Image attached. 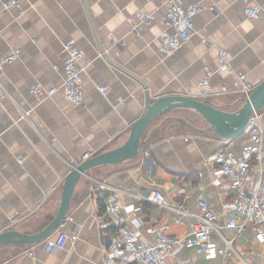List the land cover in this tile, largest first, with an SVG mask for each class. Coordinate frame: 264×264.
Instances as JSON below:
<instances>
[{
	"label": "crops",
	"instance_id": "0c3cea01",
	"mask_svg": "<svg viewBox=\"0 0 264 264\" xmlns=\"http://www.w3.org/2000/svg\"><path fill=\"white\" fill-rule=\"evenodd\" d=\"M18 1L20 8L0 9V232L44 228L57 212L71 165L85 152L93 155L121 145L131 124L146 111L147 96L152 102L179 94L209 100L223 110L238 108L241 103L234 102L242 95L234 75L218 69V47L227 49L233 69L255 87L264 81V17L244 13L247 2L264 0H178L205 8L193 17L195 33L171 55L159 48L168 0ZM137 12L153 14L139 35L133 32ZM67 41L82 53L80 103L68 100L61 89L62 45ZM14 49L18 55L1 62ZM207 68L213 71L211 94L201 98L196 93ZM36 84L58 89L40 97L30 92ZM104 84L110 87L106 94L100 90ZM246 137L243 131L222 139L191 109L174 108L157 116L146 127L134 159L92 167L78 180L58 229L69 234L63 248L46 253L42 241L0 244V264H106L105 249L115 228L101 233L103 199L115 193L127 225L146 240L152 239V225L184 235L190 222L186 214L175 221V211L135 196L154 189L169 205L191 211L203 197L222 223L232 215L220 186L225 178L208 157L223 147L239 150ZM100 182L108 188H97ZM212 238L214 248L223 246L218 235ZM234 245L247 261L264 264L259 255L264 250L248 230ZM247 249L254 252L246 254ZM183 257L184 264H245L216 251H185ZM166 260L179 264L173 256Z\"/></svg>",
	"mask_w": 264,
	"mask_h": 264
},
{
	"label": "built area",
	"instance_id": "2783aa9c",
	"mask_svg": "<svg viewBox=\"0 0 264 264\" xmlns=\"http://www.w3.org/2000/svg\"><path fill=\"white\" fill-rule=\"evenodd\" d=\"M11 7L20 8V2L0 0V9L6 10ZM204 8V5L184 6L178 0H168L167 9L161 20L164 28L160 32L159 48L163 55L173 54L195 33L193 17ZM244 13L248 17L260 19L264 17V4L247 2L244 6ZM132 18L134 20L133 32L139 35L141 29L152 22L153 14L137 12ZM62 46L66 56L63 61L64 74L61 89L68 100L80 103L83 98V67L78 63L82 53L72 41L64 42ZM18 53V49L10 51L2 57L1 62L13 60ZM217 62L218 69L234 75L238 91L243 98H248L255 86L245 79L243 73H237L233 69L228 51L224 47H218ZM212 74L211 69H205L204 76L198 83L196 96L206 98L211 94L208 84ZM57 89L56 86L44 87L36 84L31 87L30 92L40 97H47ZM109 89L107 84L100 87L103 94H106ZM244 132L247 137L242 141L239 150L223 147L208 157L209 161L218 165V173L225 178L220 186L224 195L229 198L225 206L232 213L231 216L224 219L222 223H218L215 211L203 197L197 200V210L191 211L180 206L169 205L159 189L145 194H136L135 196L140 201L175 211L177 213L173 217L175 221H182V214L190 217L189 228L184 235L170 234L165 231V226L152 225L149 228L152 239L146 240L142 238L137 228L127 225L122 207L116 199L118 193L103 197L105 217L100 224L101 233L104 234L106 230L115 228V233L110 237L105 249L106 264H169L166 260L168 256H173L179 264H184L187 260L183 257L185 251L205 255L216 251L220 255L240 259L245 264H252L239 252L234 243L236 239L243 236L245 230H248L257 245L264 250V123L261 110L249 115ZM91 155L92 153H83L78 163ZM77 164H72L70 170ZM253 170L255 171L254 180L251 178ZM100 183L97 187L108 188L104 182ZM117 191L121 193L126 190L117 189ZM59 227L42 240L46 253L66 245L69 234L58 230ZM224 230L231 231L232 234L228 236ZM214 234L220 237L223 246L213 247L212 236ZM253 252V249H247L245 253ZM259 255L264 262V251Z\"/></svg>",
	"mask_w": 264,
	"mask_h": 264
},
{
	"label": "water",
	"instance_id": "95a60500",
	"mask_svg": "<svg viewBox=\"0 0 264 264\" xmlns=\"http://www.w3.org/2000/svg\"><path fill=\"white\" fill-rule=\"evenodd\" d=\"M241 103L234 110H223L209 100L186 95L168 94L157 97L152 102L146 98V111L130 126L126 140L119 146L107 149L77 164L64 178L61 186L60 202L53 219L40 231L24 233L15 229L0 232V244L36 243L57 230L69 208L74 187L81 176L87 175L92 167L122 163L134 159L140 148L141 137L148 124L157 116L174 108H185L198 113L210 128L222 139L230 140L244 131L249 115L264 108V81L254 87L248 98L239 97L234 103Z\"/></svg>",
	"mask_w": 264,
	"mask_h": 264
},
{
	"label": "rangeland",
	"instance_id": "374dc122",
	"mask_svg": "<svg viewBox=\"0 0 264 264\" xmlns=\"http://www.w3.org/2000/svg\"><path fill=\"white\" fill-rule=\"evenodd\" d=\"M97 188H103V187H97ZM218 241H219V240H218ZM219 242H220V241H219ZM236 261H237V262H241V261H239V259H237ZM241 263H242V262H241Z\"/></svg>",
	"mask_w": 264,
	"mask_h": 264
},
{
	"label": "trees",
	"instance_id": "16d2710c",
	"mask_svg": "<svg viewBox=\"0 0 264 264\" xmlns=\"http://www.w3.org/2000/svg\"><path fill=\"white\" fill-rule=\"evenodd\" d=\"M99 190H101V189H99ZM103 197H104V195H102ZM102 198V197H101Z\"/></svg>",
	"mask_w": 264,
	"mask_h": 264
}]
</instances>
